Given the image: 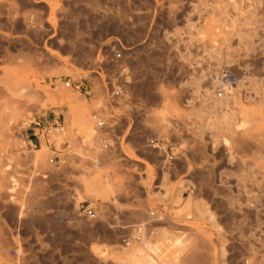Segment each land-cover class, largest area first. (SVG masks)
I'll use <instances>...</instances> for the list:
<instances>
[{
  "label": "rangeland",
  "instance_id": "obj_1",
  "mask_svg": "<svg viewBox=\"0 0 264 264\" xmlns=\"http://www.w3.org/2000/svg\"><path fill=\"white\" fill-rule=\"evenodd\" d=\"M263 78L264 0H0V264H264Z\"/></svg>",
  "mask_w": 264,
  "mask_h": 264
},
{
  "label": "bare ground",
  "instance_id": "obj_2",
  "mask_svg": "<svg viewBox=\"0 0 264 264\" xmlns=\"http://www.w3.org/2000/svg\"><path fill=\"white\" fill-rule=\"evenodd\" d=\"M260 6V5H259ZM261 23V22H260ZM212 34V33H211ZM204 36H206V35H204ZM221 38V37H220ZM203 40V39H202ZM224 41H225V39H224ZM258 41V40H257ZM257 41H255L256 42V48L259 46H257ZM260 39H259V41H258V44L260 43ZM206 42V41H205ZM261 45V44H260ZM215 46V45H214ZM210 49V48H209ZM255 49V48H254ZM254 49H253V52H254ZM257 50V49H256ZM256 50H255V52H256ZM227 58H229L228 56H226ZM232 57V56H231ZM233 58V57H232ZM223 59H225V56H224V58ZM242 60H243V58H241ZM249 59V58H248ZM236 60V59H235ZM239 60H240V58H239ZM242 60H241V62H242ZM245 60V59H244ZM243 60V61H244ZM225 61H226V59H225ZM238 61V60H237ZM245 62H246V60H245ZM234 63L236 64V62L234 61ZM240 63V62H239ZM238 63V64H239ZM226 64H227V62H226ZM237 64V65H238ZM243 64V63H242ZM246 64V63H245ZM241 65V64H240ZM247 65V64H246ZM224 66V65H223ZM239 66V65H238ZM248 67H249V65H248ZM241 68V67H240ZM244 68H246L245 66H244ZM248 71H249V69H248ZM238 74V73H237ZM251 74H252V72H251ZM6 77V76H5ZM247 77V76H246ZM248 77H249V75H248ZM212 78V77H211ZM215 80H213V83L214 84H216L217 86H218V84L219 85H221L222 86V90L221 91H223L222 92V94H221V92L220 93H218V97L217 96H215L216 95V93H215V95L214 94H212V92L211 91H214L213 90V88H212V90L211 91H207L206 92V94H205V96H206V98H207V108H220V110L222 109V108H224L226 105H228L227 103L229 102V100L230 99H233L234 101H235V97H234V93H236V95H238V93L236 92V91H233V90H235V88L234 89H232V87H231V82H229L228 80H225V81H223V79H222V75L220 76V77H217V75L215 76V77H213ZM212 78V79H213ZM236 78V77H235ZM243 78V77H242ZM250 78V77H249ZM258 78V77H257ZM16 79V78H15ZM20 79V78H19ZM234 79V78H233ZM232 79V80H233ZM237 79V78H236ZM264 79V78H263ZM4 80V79H3ZM11 81V80H10ZM263 81V80H262ZM2 82V81H1ZM235 82V81H234ZM243 82H245V81H243ZM253 82V81H252ZM251 82V83H252ZM6 83V82H5ZM9 83H11V82H9ZM235 83H237V80H236V82ZM238 83H239V81H238ZM251 83H249L252 87H253V85L251 84ZM253 83H255V82H253ZM257 83V82H256ZM262 83V82H261ZM213 84V85H214ZM263 84V83H262ZM5 85V84H4ZM215 85V87H217ZM236 85V84H235ZM5 86H7V85H5ZM9 86L11 87V85L9 84ZM8 86V87H9ZM232 86H233V84H232ZM9 87V88H10ZM219 87V86H218ZM237 87H239V86H237ZM236 87V88H237ZM251 87V88H252ZM254 87H256L255 88V95H254V97H256V96H258V95H260V87H261V85H260V87H258L257 86V84H256V86H254ZM253 87V88H254ZM7 88V87H6ZM11 89V88H10ZM9 89V91H11ZM250 89V88H249ZM7 90V89H6ZM14 90V89H13ZM248 90V89H247ZM15 91V90H14ZM30 91H32V90H29V93H30ZM240 91V90H239ZM238 91V92H239ZM251 91V90H250ZM254 91V90H253ZM260 91V92H259ZM263 91V90H262ZM13 92V91H12ZM252 92V91H251ZM249 92H246V94H248ZM31 94V93H30ZM244 94V93H243ZM245 94V95H246ZM251 94V93H250ZM250 94L249 95H247V97H245L244 95V97H245V99L246 98H248V100L251 98L252 99V101L255 99H253L252 97H253V95H252V97L250 96ZM254 94V93H253ZM33 95V94H32ZM214 95V96H213ZM11 96L13 97V96H15L14 94L12 95V94H10V92H8V91H6V92H4V91H2L1 89H0V136H5L7 133H8V131L11 129V126H12V121H11V119L13 118V116L11 117V115H13L12 114V112L11 113H9V115H7L8 114V112L6 113V115H5V113L2 111V104H6V103H13L14 102V100H13V98H11ZM238 96H240V95H238ZM261 96H263L262 95V93H261V95L260 96H258L259 97V99L260 98H263V97H261ZM19 97V96H18ZM17 98V97H16ZM238 98V97H237ZM257 99V98H256ZM72 99L70 98V101H71ZM247 100V101H248ZM30 101V100H29ZM73 101V100H72ZM232 101V100H231ZM250 101V100H249ZM25 103V102H24ZM19 104V103H18ZM14 106H16L15 104H14ZM224 106V107H223ZM4 107V106H3ZM226 107H228V106H226ZM15 108V107H14ZM228 109V108H227ZM230 109V108H229ZM219 110V109H218ZM232 110V109H231ZM230 110V111H231ZM230 111H227V110H222V112L220 113L219 112V114L220 115H218L217 113V118L214 120V124H215V126H217L218 128H220V129H222V131L224 130L225 132H227V133H230V134H236V132H237V130L238 129H236L235 128V126H236V124H235V122H234V117L236 116H234V114H233V112H230ZM4 113V115H3V113ZM205 118V117H204ZM246 120V119H245ZM202 123V122H201ZM204 125H206L207 126V124H204ZM208 125H210V124H208ZM204 128L205 126H203V124H202V126L200 127V128ZM239 127V126H238ZM191 129V128H190ZM199 129V128H198ZM243 130V129H242ZM226 133V134H227ZM243 133V132H242ZM241 133V134H242ZM198 134V133H197ZM239 134V133H238ZM240 135V134H239ZM248 136V135H247ZM221 137V136H220ZM234 137V136H233ZM242 139V138H241ZM239 141V140H238ZM261 141V140H260ZM240 142V141H239ZM243 142H244V140H243ZM263 142V141H262ZM261 142V143H262ZM233 143V142H232ZM9 144H11V143H9ZM237 147V146H236ZM235 148V147H234ZM254 149V148H253ZM246 150V149H245ZM3 153V152H2ZM13 154V153H12ZM1 158H2V156H1ZM9 164V163H8ZM1 171V173H0V184L2 185V187L0 188V189H2V192H4V193H6V195H9V194H11V192L13 191V188H15V187H13L15 184L14 183H12V179L10 178L11 176H10V174L8 173V171H7V169H0ZM13 193V192H12ZM2 194V193H1ZM186 206H188V207H186V208H189L190 206L193 208H195V209H197L198 211H199V213H201V214H204L203 213V211L201 210V206L199 205V202H197L196 200H194V199H192V198H189V200L186 202ZM248 206V205H247ZM190 207V208H191ZM253 210V209H252ZM257 211V210H256ZM178 237V236H177ZM176 236H175V238L173 239L174 240V243L172 244V246H173V248H174V254H176V255H183V256H185V255H188V256H197L196 255V252L195 251H193V249L197 246L196 245V243H194V242H189L188 243V240H187V242H185V240H179V238H177ZM186 239H188V238H186ZM191 239H189V241H190ZM149 247H151V248H154V246H150V244L148 245ZM126 250V249H125ZM126 251H128V252H130V253H132V254H134V253H138L139 251H140V248L139 247H137V246H134V247H130V248H128ZM145 264H149V262H147V263H145ZM221 264H225V263H221Z\"/></svg>",
  "mask_w": 264,
  "mask_h": 264
},
{
  "label": "built area",
  "instance_id": "obj_3",
  "mask_svg": "<svg viewBox=\"0 0 264 264\" xmlns=\"http://www.w3.org/2000/svg\"><path fill=\"white\" fill-rule=\"evenodd\" d=\"M117 57L120 56L119 53L116 54ZM64 86L66 88H71V89H74V90H78V91H81L83 89L82 87V82L79 81V80H76V81H66L64 82ZM86 92V91H85ZM114 94L115 95H118V93L120 92L119 89H114ZM93 117L97 118V115L94 114ZM97 124L100 128H105L106 127V120L105 119H100V118H97ZM35 125L37 126V128L39 127V122H36ZM33 135L36 136V133L33 132ZM148 144L149 146H151L152 148H156V149H160L162 146H163V143L160 142L158 139H150L148 141ZM56 158H58V154L55 152L53 154V156L49 159L50 162H54L56 160ZM166 159L171 162L174 157H173V154H166ZM80 210L82 212V214L84 216H86L87 218H94L96 216V209L92 206H89V205H86V206H81L80 207ZM132 237V236H131ZM130 236L126 237V238H123L122 241L125 243V244H128L130 239H131ZM136 239H139L138 236L135 237Z\"/></svg>",
  "mask_w": 264,
  "mask_h": 264
},
{
  "label": "crops",
  "instance_id": "obj_4",
  "mask_svg": "<svg viewBox=\"0 0 264 264\" xmlns=\"http://www.w3.org/2000/svg\"><path fill=\"white\" fill-rule=\"evenodd\" d=\"M36 139H37V136H34L33 133H30V138H29V140H30V141H36Z\"/></svg>",
  "mask_w": 264,
  "mask_h": 264
}]
</instances>
